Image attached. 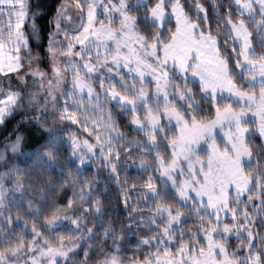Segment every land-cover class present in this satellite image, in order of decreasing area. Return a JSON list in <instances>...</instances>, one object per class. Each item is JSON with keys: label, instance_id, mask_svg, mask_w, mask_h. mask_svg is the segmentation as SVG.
Here are the masks:
<instances>
[{"label": "snow or ice", "instance_id": "obj_1", "mask_svg": "<svg viewBox=\"0 0 264 264\" xmlns=\"http://www.w3.org/2000/svg\"><path fill=\"white\" fill-rule=\"evenodd\" d=\"M0 264H264V0H0Z\"/></svg>", "mask_w": 264, "mask_h": 264}, {"label": "trees", "instance_id": "obj_2", "mask_svg": "<svg viewBox=\"0 0 264 264\" xmlns=\"http://www.w3.org/2000/svg\"><path fill=\"white\" fill-rule=\"evenodd\" d=\"M111 198V197H110ZM112 200H113V207H112V211L113 212H115L116 211V209H115V199L114 198H111ZM107 215V214H106ZM119 219H117V221H116V224H117V226L119 225ZM126 258V257H125Z\"/></svg>", "mask_w": 264, "mask_h": 264}, {"label": "rangeland", "instance_id": "obj_3", "mask_svg": "<svg viewBox=\"0 0 264 264\" xmlns=\"http://www.w3.org/2000/svg\"><path fill=\"white\" fill-rule=\"evenodd\" d=\"M217 133H219V130L217 129ZM222 136V134H220ZM205 150H206V146H205Z\"/></svg>", "mask_w": 264, "mask_h": 264}]
</instances>
